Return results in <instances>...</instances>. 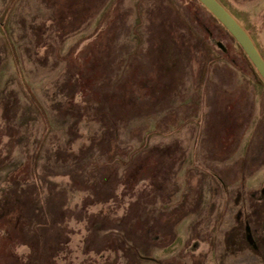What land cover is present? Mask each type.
Instances as JSON below:
<instances>
[{"label":"rangeland","instance_id":"obj_1","mask_svg":"<svg viewBox=\"0 0 264 264\" xmlns=\"http://www.w3.org/2000/svg\"><path fill=\"white\" fill-rule=\"evenodd\" d=\"M264 57V0H219ZM0 264H264V80L199 0H0Z\"/></svg>","mask_w":264,"mask_h":264},{"label":"water","instance_id":"obj_2","mask_svg":"<svg viewBox=\"0 0 264 264\" xmlns=\"http://www.w3.org/2000/svg\"><path fill=\"white\" fill-rule=\"evenodd\" d=\"M229 31L242 47L264 80V57L246 28L219 0H199Z\"/></svg>","mask_w":264,"mask_h":264},{"label":"trees","instance_id":"obj_3","mask_svg":"<svg viewBox=\"0 0 264 264\" xmlns=\"http://www.w3.org/2000/svg\"><path fill=\"white\" fill-rule=\"evenodd\" d=\"M5 22H1L0 25H3Z\"/></svg>","mask_w":264,"mask_h":264}]
</instances>
